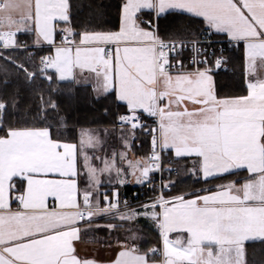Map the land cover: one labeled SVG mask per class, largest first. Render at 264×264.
<instances>
[{
  "label": "snow or ice",
  "instance_id": "6c2138e0",
  "mask_svg": "<svg viewBox=\"0 0 264 264\" xmlns=\"http://www.w3.org/2000/svg\"><path fill=\"white\" fill-rule=\"evenodd\" d=\"M72 8L71 0H0V58L29 82L71 80L92 84L98 96L113 94L126 106L118 120L130 135H122L125 150L109 155L98 133L82 132L78 142L54 133L63 126L46 120L54 102L42 103V124L20 126L6 119L16 99L0 100V264H95L75 242L108 215H143L162 240L144 251L123 245L114 264H246V243H264V0H120L115 30L78 29ZM172 13L202 18L209 47L216 35L242 49L246 94H218L213 73L227 60L213 50L210 61L197 40L185 66L189 42L165 39L158 29ZM20 33L47 46L34 70L5 55L22 47ZM149 118L155 127L144 123ZM137 129L151 136L152 151L133 160L127 151ZM165 153L192 158L185 171L198 182L247 175L215 189L161 191L142 211L121 201L118 189L100 190L105 182L124 185L129 175L152 186L150 173L163 170Z\"/></svg>",
  "mask_w": 264,
  "mask_h": 264
},
{
  "label": "trees",
  "instance_id": "16d2710c",
  "mask_svg": "<svg viewBox=\"0 0 264 264\" xmlns=\"http://www.w3.org/2000/svg\"><path fill=\"white\" fill-rule=\"evenodd\" d=\"M73 22L78 29L82 27L118 29L119 27V4L120 0H71ZM158 29L160 35L165 38L187 39L201 37L205 34L206 24L198 18L182 13H172L159 19ZM20 38H24L21 36ZM30 47L5 51L19 63H24L29 70H34L39 65V57L47 54L41 49H34V54L29 55ZM229 64L234 68L233 73L215 74L217 92L222 97H233L246 94L244 84V72L242 70V59L240 56L231 57L229 53ZM7 83H3V81ZM57 87V91H54ZM43 97V101L41 100ZM16 99V107L9 109L6 119L13 125H37L44 121L40 119L39 113L42 103L55 102L56 109L47 108L46 120L49 124L63 121V126L54 128V133L59 132L62 138L71 142L79 141L81 129L97 127H115L118 116L125 106L118 103L114 95L109 93L102 98L95 99L89 89L77 88L70 83H49L39 76L32 82L25 79V74L18 72L14 65L0 58V100L11 104ZM137 139L134 147L137 152L145 156L150 141L148 136L137 130ZM174 167L177 174L172 175L175 185L168 192L175 196L198 189H214L215 186L229 181L238 180L240 175H228L226 179L219 178L212 183L197 181L193 175L187 176L184 169L189 166L190 161L176 159ZM188 162V163H187ZM187 163V164H185ZM139 186H126L121 188L120 195L134 194ZM130 195V196H131ZM141 197V196H140ZM99 222L112 221V219H100ZM142 242L139 245L142 251L152 247H160L161 239L150 226L139 227ZM264 264V243L250 242L246 245V264Z\"/></svg>",
  "mask_w": 264,
  "mask_h": 264
},
{
  "label": "crops",
  "instance_id": "0c3cea01",
  "mask_svg": "<svg viewBox=\"0 0 264 264\" xmlns=\"http://www.w3.org/2000/svg\"><path fill=\"white\" fill-rule=\"evenodd\" d=\"M184 14H186V13H184ZM186 15L191 16L190 14H186ZM194 18H197V17H194ZM198 19H201L202 20V18H198ZM21 36H23L24 38H20ZM17 39H18V42L22 45L21 48H25V47H23V45H27V47H35L34 44H33V36L30 35V34L20 33V34H18ZM35 49H41L43 52L47 53V46L46 45L44 46V48H38V47H36ZM230 54H231V57L232 58H234L236 55L237 56H240L241 59H242V62H243V53H242V49L239 46L235 47L230 52ZM229 59H230V57H229ZM242 70L244 72V66H243V64H242ZM57 82L58 83H70V84H72L74 86V88L75 87H77V88H87V89H89V91L91 92L92 96L95 99H99V98H102V97L105 96L104 94H100L98 96V94L93 91V85L92 84H85V83H79V84H77V83H73L71 80H69V81H57ZM244 84H245V87H246L245 76H244ZM117 102L120 103V104H122L119 101H117ZM125 108H126V106H125ZM107 129L109 131H111V132L113 130V132L115 134H118L120 137H122V135H124V134H129L130 135L129 128L128 129H118L116 127H108ZM136 133H137V131L135 132V139H134V141H132V140L129 141L130 150L127 151V155L129 157V159H133V160L139 159L141 157H144L145 158V156H142L139 152H137L136 149L134 150L132 148V147H134V145L136 143V139H137L136 138L137 137V134ZM172 155L174 156V153ZM175 159H182V161H190L189 166L184 169V173L187 176L191 175L190 172L185 171V170L192 168V158H177V157H175ZM187 163H185V164H187ZM240 171H243L244 173L239 176V177H241L240 179L234 180V181L243 180L244 177H245V175H247V173L244 170H240ZM150 175H151V173H150ZM127 181L128 182L125 183L124 185H120V184H116V183H111V184L103 185V187L101 188V191L102 192L106 191V192L111 193L112 190L115 188V189H118V191L120 193L121 192V188H124L126 186L140 185V184H137L136 183L135 177H133L131 175H129L127 177ZM216 187L217 186H215V188ZM198 190H202V189H198ZM196 191L197 190H194V191L186 192V193H183V194L193 193V192H196ZM147 204H149V203H147ZM134 210L142 211V208L139 207L138 209H134ZM139 216L141 218L145 217L143 215H139ZM109 219H117V218H109ZM85 233L86 232L82 230V232H81V239L75 242L76 247H77V251H78V254H79V256L81 258L93 260L95 262V264H114L115 259L118 257L119 251L122 250V246L125 245V244L139 247L138 245L129 244L126 241L119 240V239L118 240H112L111 238L110 239L108 238L107 240L91 239V238H88L85 235ZM160 239H161V237H160ZM248 243H250V242H247L246 245ZM161 244H162V240H161ZM246 245H245V251H246ZM245 261H246V255H245Z\"/></svg>",
  "mask_w": 264,
  "mask_h": 264
},
{
  "label": "built area",
  "instance_id": "2783aa9c",
  "mask_svg": "<svg viewBox=\"0 0 264 264\" xmlns=\"http://www.w3.org/2000/svg\"><path fill=\"white\" fill-rule=\"evenodd\" d=\"M186 42H189V47L183 51L181 55V59L184 61L185 66L191 67L190 60L193 56H195V52L192 51V44L190 43L193 40H197L201 43H203V46L205 48H208L209 50V60H212L211 52L214 50L216 53V56H220L221 52H223V57L227 60V63L224 64V66L219 69L215 70L213 74H220V73H233L234 68L230 66L229 64V53L234 49L233 47H229L227 44V41L219 39L216 35H212L211 37V46L209 47V44L206 41V36L203 34L201 37H196V38H190V39H183ZM30 55H33V51L30 52ZM125 110L121 111L120 115L125 114ZM144 123L149 127H155V124L153 122L152 118H149L144 121ZM118 129H127L129 126H124L121 128L119 120L117 119L116 125ZM143 132L146 136H148L149 141H150V146L149 149L145 155V158H147L151 151H152V146H151V136L148 134V132L143 131L141 129H138ZM175 159L172 155H168L167 153L163 154L161 156V165H162V171L161 172H156L152 173L151 177L153 180L152 186L146 187L143 184L138 185V191H136L134 194H124L123 196L120 195L121 201L126 200L129 208L130 209H138L142 205H146L147 203H150L161 191L164 192H169V189H162L163 184H167L169 180H172V175L177 174V169L174 167V162ZM155 188V191L153 190ZM131 195V196H130ZM141 196V197H140ZM101 218H113L112 215L108 216H103V217H98L96 218L101 219Z\"/></svg>",
  "mask_w": 264,
  "mask_h": 264
},
{
  "label": "rangeland",
  "instance_id": "374dc122",
  "mask_svg": "<svg viewBox=\"0 0 264 264\" xmlns=\"http://www.w3.org/2000/svg\"><path fill=\"white\" fill-rule=\"evenodd\" d=\"M54 91H57V87L55 88ZM107 128L108 127L86 128V129H81L79 133L80 134L82 132L98 133L102 141V148L109 155L111 154L113 150H116V151L125 150L123 146L124 143H123L122 137H120L118 134H115L112 129H111L112 130L111 132ZM80 134H79V138H80ZM101 179H105V178L101 177ZM107 184L109 183L105 182L104 185H107ZM105 219H109V218H105ZM98 220L96 224L92 225L91 229L86 231L85 235L88 238L97 239V240H107L108 238L109 239L111 238L112 240L119 239V240L126 241L129 244H134V245L139 246L142 242L141 233L139 231L140 230L139 227L141 225H144V224L148 225L156 233H159L157 228L153 225V222L146 217L141 218L140 216H137L130 221L121 220L117 218V219H112V221H108V223L99 222ZM109 225H112V227H109Z\"/></svg>",
  "mask_w": 264,
  "mask_h": 264
}]
</instances>
